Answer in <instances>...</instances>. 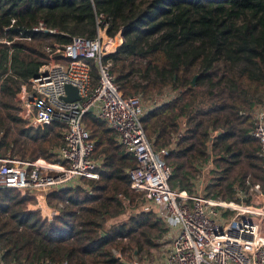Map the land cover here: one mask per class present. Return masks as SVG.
<instances>
[{"label": "trees", "instance_id": "16d2710c", "mask_svg": "<svg viewBox=\"0 0 264 264\" xmlns=\"http://www.w3.org/2000/svg\"><path fill=\"white\" fill-rule=\"evenodd\" d=\"M100 14L109 36L122 35L104 57L122 93L170 89L172 97L142 117L153 146L169 147L170 186L190 190L193 173L214 159L221 171L204 186L208 196L232 200L238 189L248 192V175L264 190V158L250 134L252 111L264 103V0H0V156L51 158L62 125L28 127L18 116L20 97L49 60L46 48L94 36ZM39 21L54 32L34 31ZM83 120L104 159L99 178L49 192V205L64 204L50 220L27 208L33 199L22 191L1 190L4 264H126L123 257L148 252L165 230L152 208L108 223L127 208L118 194L134 197L126 171L135 160L93 113Z\"/></svg>", "mask_w": 264, "mask_h": 264}, {"label": "built area", "instance_id": "2783aa9c", "mask_svg": "<svg viewBox=\"0 0 264 264\" xmlns=\"http://www.w3.org/2000/svg\"><path fill=\"white\" fill-rule=\"evenodd\" d=\"M13 23L11 19L8 27ZM108 26V18L97 15L94 36L72 35L68 43L46 48L49 60L28 79L18 103V116L28 127L61 124V141L52 147L49 159H24L12 153L0 156V192L5 188L33 192L38 204L31 209L39 208L43 219L58 215L64 204L48 207L46 195L84 186L85 179L97 180L104 163L103 156L96 155L94 140L83 120L91 112L114 132L118 144L135 160V165L126 171L130 188L144 195L157 217L174 230L163 264H264L261 185L251 183L248 190L262 198V206L244 203L248 192L241 189L234 199L225 200L201 190L194 194L170 186L172 169L163 159L169 147L153 146L145 134L142 117L172 94H164L162 100L152 102L146 110L141 95L122 93L110 71L112 61L104 60L116 51L122 35L117 32L109 36ZM32 29L54 32L41 21ZM66 84L77 88L78 100L63 99ZM252 115L250 134L258 141L259 154L264 158V103L256 106ZM113 253L118 255L116 250ZM0 264H4L1 256ZM32 264L54 263L42 259Z\"/></svg>", "mask_w": 264, "mask_h": 264}, {"label": "rangeland", "instance_id": "374dc122", "mask_svg": "<svg viewBox=\"0 0 264 264\" xmlns=\"http://www.w3.org/2000/svg\"><path fill=\"white\" fill-rule=\"evenodd\" d=\"M134 79L136 81H141V78L139 77V75H135ZM169 91H170V89L168 87V88H164L161 92H156V93L151 94L149 96L148 95L144 96V95H141L139 93L136 95L142 96L143 105L145 106V109L147 110V108L150 106V104H152V102L153 103H154V101L159 102L160 100H162L165 97L164 94H166ZM251 128H252V126H251ZM251 128H250V131H251ZM96 155H97V152H96ZM200 168L201 169L196 170V172L193 173V176H192L193 180L191 179L192 181H195V184L191 183L192 184L191 186H193V187H190V190L189 189H184V190H187L191 193L192 190L196 188L197 193H200L199 189L201 188V191L206 192L204 189V186L209 182V180L211 178H214L221 171L220 168L217 167V163L214 159H212L208 163L201 164ZM203 180H204V183L202 184ZM246 180H248L250 183H252L250 175H248L246 177ZM253 182L259 183L261 186L263 185L260 180H255ZM246 184H248V183L246 182ZM130 193L133 194V196H134L133 199L132 198L127 199L123 193H119V194H121V196H118V197L121 198L122 200L126 201L127 208H126L124 213H121V214L115 216L114 218H111L108 223H116V222L124 220L126 217H129L132 213H135L139 207H141V208H151L152 207V205L149 201L148 202L145 201V199L143 197L144 195H142L141 193H138L132 189H130ZM25 194L28 197L33 199L32 201L27 203L26 206L28 209H31V207L36 206L38 204V200L34 196L35 194L33 192H25ZM248 195L250 197L251 196H254V197L250 201H247V202L243 201L244 203L253 204L255 206H262V198L258 197L256 193H254V192L250 193L248 190L247 196ZM234 197H235V194H234ZM235 200L238 202H242L239 199H235ZM46 205L48 207L51 206L47 203V201H46ZM46 205L43 203V208H46ZM51 207H53V206H51ZM152 209H153V207H152ZM32 210L39 212V214L41 216V210L39 208L32 209ZM161 222H162V226L165 228V230L160 233L159 237L156 236V239H155L156 245L151 246L149 248L148 252H145V251L141 252L140 254H138L137 256H135L133 258L123 257L124 261H126V264H162V261H163L162 255L165 254V251H166V248H167L168 243L170 241L171 235L168 234V227H167L166 223L163 221H161ZM116 251L118 253V256H120V253L118 252V250H116Z\"/></svg>", "mask_w": 264, "mask_h": 264}, {"label": "water", "instance_id": "95a60500", "mask_svg": "<svg viewBox=\"0 0 264 264\" xmlns=\"http://www.w3.org/2000/svg\"><path fill=\"white\" fill-rule=\"evenodd\" d=\"M197 75H194L192 81L194 82L195 79H196ZM65 88V92H66V95L63 97V99L65 101H73V100H78L79 99V95L77 93V88L75 86H72L70 84H66L64 86ZM90 111H92V109H90ZM221 132V129L218 131V133ZM101 234L103 235L104 233L101 232Z\"/></svg>", "mask_w": 264, "mask_h": 264}, {"label": "crops", "instance_id": "0c3cea01", "mask_svg": "<svg viewBox=\"0 0 264 264\" xmlns=\"http://www.w3.org/2000/svg\"><path fill=\"white\" fill-rule=\"evenodd\" d=\"M169 92H167L165 95H167ZM116 136V135H115ZM204 183V180L202 181V184ZM192 184H195V181H192ZM201 190V188L199 189V191ZM191 193H194V194H198L197 193V189H193ZM162 221V220H161ZM168 234L169 235H174V230H171L169 227H168ZM171 238V237H170ZM167 249V248H166ZM165 254L162 255V257H164ZM162 264H163V261H162Z\"/></svg>", "mask_w": 264, "mask_h": 264}]
</instances>
